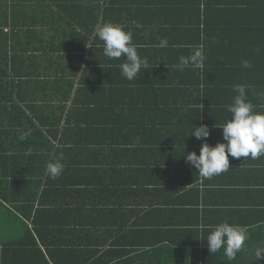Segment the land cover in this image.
Returning a JSON list of instances; mask_svg holds the SVG:
<instances>
[{
	"label": "trees",
	"instance_id": "16d2710c",
	"mask_svg": "<svg viewBox=\"0 0 264 264\" xmlns=\"http://www.w3.org/2000/svg\"><path fill=\"white\" fill-rule=\"evenodd\" d=\"M100 2L111 11H101L104 18L96 13L91 49L102 55L96 28L112 22L132 31L141 58L152 51L154 57L145 58L148 70L133 81L120 74L124 57L89 55L80 74L69 70L46 81L30 79L35 85L30 101L40 100L47 111L37 117L41 128L29 122L23 133L30 135L16 140L30 143L36 153L9 170L12 200L0 201V264H227L223 249L209 253L205 241L224 221L242 226L247 235L232 264H264V257H255L256 249H264L263 210L228 211L225 219L209 224L197 205L172 200L183 180L173 176L168 185L166 175L169 151L193 149L190 139H183V132L190 133L175 120L182 119L187 102L197 103L200 93L234 76H249L254 94L264 88V0H190L164 17L156 10L157 24L139 28L132 23L135 0H95L92 6ZM117 3L123 6L115 9ZM18 8L0 0L5 32L21 19L30 24ZM157 37L166 38L168 46L155 47ZM201 45L203 69L174 67ZM243 61L251 67H242ZM38 84L45 89L38 91ZM123 114L132 116L120 120ZM58 155L63 172L53 179L46 165Z\"/></svg>",
	"mask_w": 264,
	"mask_h": 264
},
{
	"label": "crops",
	"instance_id": "0c3cea01",
	"mask_svg": "<svg viewBox=\"0 0 264 264\" xmlns=\"http://www.w3.org/2000/svg\"><path fill=\"white\" fill-rule=\"evenodd\" d=\"M7 1L19 5L17 11L21 10L20 12L27 15L30 24L24 23L21 19L19 24L14 23L11 26L13 33L10 27L7 26L10 29L9 33L3 30L5 26L2 28L0 26V193L3 194L0 196V201L2 203L12 200L10 187L13 183L9 170L20 162L24 163V155L36 153L31 149L30 143H16V140L21 141L19 136L23 133V129H27L25 124L29 122L41 128L37 117L41 111L44 115L47 111L43 109L45 103L41 106L40 100L30 101L31 91L35 86H32L30 79L46 81L53 78L51 75L69 73V70L79 72L78 69L85 65L88 55L89 59L101 57L106 60L103 53L100 55L91 47L95 35L96 13L99 18H104L101 11L106 10V14L111 11L110 5L105 6L103 2L99 3L100 7H93L95 0H60L58 3L47 0ZM188 4H191L190 0H135V8L139 15L135 12L134 20L138 24L152 26L157 24L154 19L156 10L160 11L161 17H164L169 9L186 8ZM120 6L123 5L117 3L115 9ZM30 31H36L38 35L34 37L36 34ZM82 35H86L87 40ZM83 47H86V51L78 50ZM159 51H156L158 57L161 56ZM153 53L154 51L148 52L145 58L151 59L154 57ZM258 78L262 79V77ZM237 84L246 87L247 99L255 106L254 111L264 112V107H261L264 105V96L258 95L264 93V88L262 90L257 88V91L254 90L255 94L250 91L249 76H234L227 79L226 83L217 85V88L204 91L203 96L200 93L197 103L191 104L189 101L181 110L182 119L179 116L175 119L180 121L184 131L187 129L190 134L193 132V127L202 124L210 129L206 141L197 140L194 136L183 132V139H190L196 154L198 152L199 155L202 142L210 146L225 143L222 139V129L216 127L230 119L225 106L232 103L236 95L233 86ZM35 88L39 91L44 90L45 86L38 84ZM168 100H172L170 96ZM201 104L203 108L200 110ZM29 105L37 111L32 113ZM196 108L197 113L191 115V109ZM127 115L132 116V114H123L119 119L126 120ZM178 149L168 152L166 165V175L169 174V180L166 177L168 185L174 181L173 176L183 180L172 195L173 201L183 200L189 202V205H197L199 212L203 213L206 221L212 225L217 220L225 219L226 215L229 216L228 211L242 213L256 211L255 209L264 211V155L256 159L229 156L228 171L202 179L198 176V171L185 162L184 154L190 153L193 149L189 150L186 147ZM138 152L139 156L143 154L142 150ZM152 159H154L153 153ZM172 161H176L174 166L171 165ZM158 168L163 173V167ZM180 184L183 186L181 187ZM168 190L170 194V186ZM2 212L0 208V222L4 219Z\"/></svg>",
	"mask_w": 264,
	"mask_h": 264
},
{
	"label": "clouds",
	"instance_id": "9594fccd",
	"mask_svg": "<svg viewBox=\"0 0 264 264\" xmlns=\"http://www.w3.org/2000/svg\"><path fill=\"white\" fill-rule=\"evenodd\" d=\"M135 28L141 27L136 21H133ZM96 36L103 43V54L109 59L119 60L124 57V62L119 65L120 74L129 81L136 79L143 69L148 70V62L141 58L137 52V45L132 41V31H125L121 25L112 22L104 23L96 28ZM159 43L155 47L166 48L168 41L166 38L157 37ZM202 45L188 57H179V63L174 67L183 71L192 66L196 69H203L205 56L202 51ZM242 67L250 68L247 61L242 62ZM233 91L236 95L232 103L226 105L227 112L230 114L223 125L222 139L225 143H217L210 146L202 142L199 155L195 152L184 154L185 162L198 171V176L202 179L211 178L229 170V159L233 158H252L264 155V112L254 111V105L247 99L246 87L244 85H234ZM258 95L264 96V93ZM264 107V105H261ZM203 105H200V110ZM193 127V126H192ZM210 134V129L206 125L193 127L190 134L197 140L206 141ZM30 135L29 132L22 133L19 140L23 141ZM189 135V136H190ZM62 155L55 156L46 165V174L51 178H58L63 172ZM247 240L246 231L242 226L231 225L224 221L216 226L207 236L206 244L209 253H216L223 249L227 264H232ZM255 257L258 261L264 257V249H256Z\"/></svg>",
	"mask_w": 264,
	"mask_h": 264
},
{
	"label": "rangeland",
	"instance_id": "374dc122",
	"mask_svg": "<svg viewBox=\"0 0 264 264\" xmlns=\"http://www.w3.org/2000/svg\"><path fill=\"white\" fill-rule=\"evenodd\" d=\"M1 238V237H0Z\"/></svg>",
	"mask_w": 264,
	"mask_h": 264
}]
</instances>
